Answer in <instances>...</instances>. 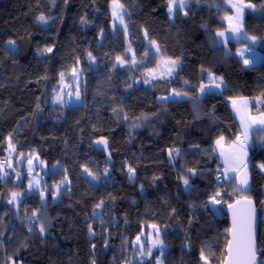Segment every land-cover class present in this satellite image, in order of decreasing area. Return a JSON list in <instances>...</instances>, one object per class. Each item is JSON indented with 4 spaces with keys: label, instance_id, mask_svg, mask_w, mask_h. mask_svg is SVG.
Returning a JSON list of instances; mask_svg holds the SVG:
<instances>
[{
    "label": "trees",
    "instance_id": "16d2710c",
    "mask_svg": "<svg viewBox=\"0 0 264 264\" xmlns=\"http://www.w3.org/2000/svg\"><path fill=\"white\" fill-rule=\"evenodd\" d=\"M111 1L0 0V161L14 153L0 179V264H157L160 244L162 264H223V210L241 197L258 208L263 263L264 129L252 135L246 191L222 180L216 143L230 146L240 134L227 99L249 98L264 113V0H240L254 6L243 23L262 56L252 68L217 44L230 15L225 0H187L173 22L169 0H119L128 39L111 30ZM176 60V75L153 77ZM75 68L83 101L73 106L58 95ZM210 74L224 91L199 98ZM171 92L188 99L158 101ZM99 137L110 141L112 166L93 149ZM61 149L68 184L55 200L49 178ZM34 157L47 172L33 191L25 166Z\"/></svg>",
    "mask_w": 264,
    "mask_h": 264
},
{
    "label": "rangeland",
    "instance_id": "374dc122",
    "mask_svg": "<svg viewBox=\"0 0 264 264\" xmlns=\"http://www.w3.org/2000/svg\"><path fill=\"white\" fill-rule=\"evenodd\" d=\"M114 4L121 5V3L119 0H112L110 2L111 19H112L111 30H113L114 34L116 30H120L124 32L125 34H127L126 36L128 39V29H126V19H125V17L127 16V10L126 8H123V6L116 7L114 9ZM170 4L172 5L173 10L169 12V8H168L167 16L169 17L170 21L173 22L175 18L174 13L176 10L179 9L181 4L179 0H169L168 6H170ZM224 4L229 9L230 15L224 19L225 20L224 22L227 25V27L225 29H222V31L216 32L217 44L221 47H225L227 55L235 54L236 57H238L241 60L244 67H249V68L256 67V65L262 62V56H260L259 52L256 49L257 39L255 38V40H253L252 36L246 35L244 33V24H243L244 18L246 15L245 12L252 11L254 9V6L250 3H246L244 1L242 2L240 0H225ZM114 10L117 12L116 16L113 15ZM121 18L123 22H121ZM237 26H239V30L234 31L233 29L236 28ZM218 33H223V35L222 36L217 35ZM228 43L236 44L234 45L235 46L234 50L232 49L231 46H229ZM128 48H129V44H128ZM131 55H133L132 51H131ZM245 60L248 61L247 64H245ZM164 64L165 66L160 68L159 72L157 71L156 73H154L153 77L170 79L171 77L176 75L182 67V63L177 60L175 64H173L172 61L166 62ZM207 80L208 81L204 82L198 90L199 98L204 97V95L206 94L216 93V94L221 95L223 93L224 91L223 89L225 88V85L223 82H221V80L218 77L210 74L208 75ZM217 85H219V87H217ZM77 93H79V96H77ZM82 94H83V76L80 72V69L75 68L74 70L70 72L69 76L64 79L63 84H62V89L58 95V98L61 100L62 103L66 102V103H69L75 106V105H80L82 103L83 101ZM186 99H188V97L187 95L183 93L177 95L176 92H171L170 95H165V96L161 95V97L158 98V101L159 102L161 101L172 102L173 100L182 101ZM227 100H228L229 106L231 107L230 110L233 111L232 114L235 120L238 121L239 123V128H242L243 130H245L246 128L251 127L252 125L258 122V124L260 123L259 129H264V123L261 122V120L264 119V113L261 111H255L252 109V104L254 103L253 101H251V104H249L250 110L247 112L246 109L241 108L239 103L235 104L233 101L235 102H237L238 100L247 101V100H250L249 98H237L236 97V98H229ZM255 132L256 131H254V133ZM252 135H251V142H253ZM219 142H222V141L218 140L216 143V146L220 145ZM60 151H61L60 157L58 160L59 162L56 164L55 167L51 169L50 172H52V176L49 178V186L50 188L54 189L53 194H54L55 200H58L59 195H60L59 194L60 190L66 187V185L68 184V182L66 181L65 172L63 171L64 169L63 156H64L65 150L61 149ZM28 165L29 163L27 160L25 168H27ZM36 166H38V168L36 169L41 168V165L37 163H35L32 166V168H35ZM13 167H14L13 161L9 160L8 165L6 167L0 168V179H3V177L7 173L12 171ZM248 167H249V160L248 162L245 163V167H244L245 170H247V172H248ZM41 169H44V168H41ZM260 170L263 171V168L261 167ZM26 172H28V170ZM44 172L45 173L47 172L46 168ZM29 184H30L29 187L34 191V180L32 179L31 176H30ZM35 184H37V188H36L37 190H40V187L43 185L42 182L40 181L35 182ZM18 197L20 196L18 195ZM18 197L15 200L11 199L12 200L11 203L14 204V202L18 199ZM208 207L211 208L212 211H214V213L218 217H220V215L222 214L221 209L218 208V203H217L216 198H212L208 201ZM88 235L91 240L93 238L92 231L89 232ZM152 240L153 239L150 240V243L154 245L155 247H157V245L159 244V243H155L156 241L161 242L160 237H159V240L156 239L154 242H152ZM159 247H160L161 256L158 258L157 264H162V257L164 255L163 253L165 251V247L164 245H161V244ZM86 251H87V246H85L84 244H81L79 247V253L81 254V257H83L84 259H85ZM10 264H16V263L11 262ZM18 264H21V263H18Z\"/></svg>",
    "mask_w": 264,
    "mask_h": 264
},
{
    "label": "crops",
    "instance_id": "0c3cea01",
    "mask_svg": "<svg viewBox=\"0 0 264 264\" xmlns=\"http://www.w3.org/2000/svg\"><path fill=\"white\" fill-rule=\"evenodd\" d=\"M179 2L181 4V0H179ZM188 4L189 3L187 0H183V7L180 6L179 9L180 10L186 9L189 6ZM233 102L235 104L239 103L241 108L246 109L247 112L250 110L249 104H251V100H247V101L238 100L237 102L235 101ZM259 126L260 123L258 124L257 122L251 127L246 128L245 130L240 128V134L232 145L226 146L223 142H219L220 145L216 146V153L219 154V162L220 165H222L220 169L222 180L225 182L234 180L237 186H239V189L243 191L248 190L250 187L249 185L250 178L247 170H245L244 167H245V163L248 162L249 160V155H250L249 150L253 145V142H251V135L254 133V131H257L259 129ZM29 161H31V164L29 163ZM28 163L29 165L27 166V170H28L27 173L29 175L30 173L34 174L36 170L40 171V169H36L38 168V166L32 168V166L35 163L41 165V168H46L45 165L39 162L35 157L29 159ZM244 179H247V184L241 183V181ZM35 182H37V178L34 180V187L36 189L37 184H35Z\"/></svg>",
    "mask_w": 264,
    "mask_h": 264
},
{
    "label": "snow or ice",
    "instance_id": "6c2138e0",
    "mask_svg": "<svg viewBox=\"0 0 264 264\" xmlns=\"http://www.w3.org/2000/svg\"><path fill=\"white\" fill-rule=\"evenodd\" d=\"M116 7H122V5H115L114 9ZM181 7H183V0H181ZM173 10L172 5L169 6V12ZM113 15L116 16L117 12L114 10ZM40 20H44V17L41 16L39 18ZM121 22L122 18H121ZM234 31L239 30V26L233 29ZM217 35H223V33H218ZM255 40V37L252 38ZM9 43L14 44V41H9ZM47 51H51V49H47ZM89 55H91L89 53ZM122 62V61H121ZM173 64L176 63V61H172ZM248 61L245 60V64H247ZM221 82H223L221 80ZM219 87V85H217ZM203 90V89H202ZM179 95V93H177ZM77 96H79V93H77ZM235 106V105H234ZM262 123H264V119L261 120ZM102 143H106L105 141H101ZM31 164V161H29ZM264 167V166H262ZM129 173L133 172V169L129 167L128 169ZM185 185L188 184V180H184ZM243 184H247V179H244L241 181ZM19 193H12V200H15L18 197ZM12 200L9 201V203L12 202ZM249 205H251V201H248ZM97 207H100V205H97ZM231 207V205H230ZM254 221H255V209H251V214L247 219L241 222L239 226L236 225V221L234 219V228H237V231L233 235V239L228 242V251L229 255L233 258L232 264H254L255 262V256H256V236H255V229H254ZM41 232H44V227L41 226L40 228ZM89 231L91 232V226H89ZM139 239V238H138ZM155 243H159V241H156Z\"/></svg>",
    "mask_w": 264,
    "mask_h": 264
},
{
    "label": "water",
    "instance_id": "95a60500",
    "mask_svg": "<svg viewBox=\"0 0 264 264\" xmlns=\"http://www.w3.org/2000/svg\"><path fill=\"white\" fill-rule=\"evenodd\" d=\"M101 141H105L106 143H102ZM93 149L96 153H103L104 157L106 159V163L109 166L113 165V159L111 158L110 154V141H108L106 138L99 137L98 140L93 142ZM26 161V155L23 154L19 156L15 161V169L16 171L20 172L24 168V162ZM248 201H251V205H249ZM231 205V207H230ZM255 209V221H254V229H255V236H256V256H255V262L254 264H262V261L259 259L260 251L257 249V243H258V234H259V222L260 217L258 213V208L255 205L254 201L251 199H248L246 197H241V199H238L229 205H226L223 210V214L228 218V242L233 239L234 233L237 231V228H234V219L236 221V225L239 226L242 221L247 219L249 215L251 214V209ZM107 245V243H106ZM108 246V245H107ZM225 257L223 260V264H232V257L229 255L228 251V243L225 248Z\"/></svg>",
    "mask_w": 264,
    "mask_h": 264
},
{
    "label": "built area",
    "instance_id": "2783aa9c",
    "mask_svg": "<svg viewBox=\"0 0 264 264\" xmlns=\"http://www.w3.org/2000/svg\"><path fill=\"white\" fill-rule=\"evenodd\" d=\"M13 155H14V153L11 152L10 153V156L8 155L9 157H5V158L2 159L0 161V168L6 167L8 165L9 160H12L13 161V159H14V156ZM44 171H45V168L44 169H41L40 168V171L36 170L34 174L33 173H30V176H32V178L34 180L37 178V181H40V182L43 183V181L46 178V173ZM42 186L40 187V189L42 188ZM36 188H37V186H36ZM262 264H264V262Z\"/></svg>",
    "mask_w": 264,
    "mask_h": 264
}]
</instances>
